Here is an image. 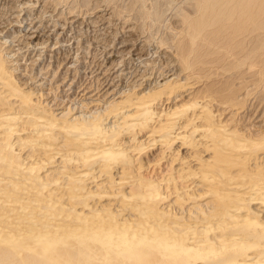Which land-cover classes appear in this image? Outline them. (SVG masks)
<instances>
[{
  "label": "bare ground",
  "instance_id": "obj_1",
  "mask_svg": "<svg viewBox=\"0 0 264 264\" xmlns=\"http://www.w3.org/2000/svg\"><path fill=\"white\" fill-rule=\"evenodd\" d=\"M53 1L0 0V264H264V0Z\"/></svg>",
  "mask_w": 264,
  "mask_h": 264
},
{
  "label": "rangeland",
  "instance_id": "obj_2",
  "mask_svg": "<svg viewBox=\"0 0 264 264\" xmlns=\"http://www.w3.org/2000/svg\"><path fill=\"white\" fill-rule=\"evenodd\" d=\"M63 1L64 0H61L62 4L66 3V2H69V1H73V0H65L64 2ZM74 1L77 2L78 4H81L84 0H77V1L74 0ZM87 1L88 2L86 4H88L89 6H92L94 3L99 1L98 3L100 4L101 7H102V4H103V8H109V6H110L109 9L119 8V7H121L120 5L123 4L122 5L123 7H121L122 10H121V8H119V9L121 11L124 10L123 11L124 14H130V15L131 14L132 15L135 14V15H138V16L140 15V19H144V23L148 27V28L145 27L146 30L148 29L150 31H156V32H158L157 34H160V35L162 34L161 36H164L168 32L167 30L169 29V25L171 24L172 20L177 17L176 15H178V17H179L178 11H183L184 9L188 8V9L184 10V12L185 11H187V12L189 11L190 12V10L192 11V10L195 9L194 5H193L194 4L193 2H195V0H192L193 2L191 0H129V1L128 0H125V1L124 0H112V1L111 0H97V1H95V0H87ZM89 1H92L93 3L92 2L89 3ZM53 2H54L53 0H50V1L47 0V4L48 5H52ZM123 2H125V3H123ZM161 2H163V3H161ZM124 4H125V7H124ZM188 4H191L193 6H190ZM160 5H163V6H160ZM186 5L189 6V7H187ZM136 9L137 10L140 9L139 11H142V12H140V14H139L136 11ZM181 9H183V10H181ZM3 11L5 12V9L0 10V13H3ZM136 12L138 14H136ZM174 14H175L176 17L174 16ZM114 19H116L115 16H114ZM149 22H150V24H149ZM162 26H164L165 28L162 27ZM246 64H248V61L247 62H243V63H241L240 65H238L236 67L228 69L226 72L237 71L240 68L244 69L246 67Z\"/></svg>",
  "mask_w": 264,
  "mask_h": 264
}]
</instances>
